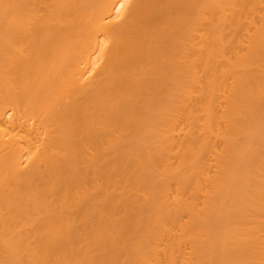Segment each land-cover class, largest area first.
I'll return each instance as SVG.
<instances>
[{"label": "bare ground", "instance_id": "1", "mask_svg": "<svg viewBox=\"0 0 264 264\" xmlns=\"http://www.w3.org/2000/svg\"><path fill=\"white\" fill-rule=\"evenodd\" d=\"M0 264H264V0H0Z\"/></svg>", "mask_w": 264, "mask_h": 264}]
</instances>
